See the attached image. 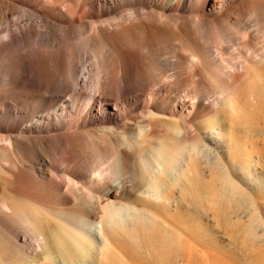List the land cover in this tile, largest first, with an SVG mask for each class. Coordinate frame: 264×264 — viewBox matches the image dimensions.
Here are the masks:
<instances>
[{
  "label": "bare ground",
  "instance_id": "6f19581e",
  "mask_svg": "<svg viewBox=\"0 0 264 264\" xmlns=\"http://www.w3.org/2000/svg\"><path fill=\"white\" fill-rule=\"evenodd\" d=\"M252 67L264 0H0V264L209 261L177 210L210 229L213 186L237 188L224 112L264 117V97L217 87L199 120L197 70Z\"/></svg>",
  "mask_w": 264,
  "mask_h": 264
},
{
  "label": "rangeland",
  "instance_id": "374dc122",
  "mask_svg": "<svg viewBox=\"0 0 264 264\" xmlns=\"http://www.w3.org/2000/svg\"><path fill=\"white\" fill-rule=\"evenodd\" d=\"M251 24L253 25L252 29L255 30L257 28L255 23L252 22ZM74 48L78 52L85 51L86 42H75ZM170 73L174 75L176 70H171ZM223 73L224 70H197L199 89L204 95V104L200 107L199 120H202L206 113L211 115L218 104L224 101V98L218 100V95L214 91L217 90V87L226 92L232 86L233 92L242 99L246 98L248 105L255 103L251 96L253 93L255 98L264 97V83L259 82L261 79L264 80V70H254L252 67L251 70H246V74H241L238 80L233 83L229 82V77L234 79V75L230 74L227 77ZM261 104H264V99L259 102V105ZM224 114L226 115H223L221 128L224 131L228 126V145L224 147L228 149L231 157V159H228V168L231 172V174H228V184L232 183L237 188L231 189V192H229L230 188L228 190L221 185L213 186V197L217 200V209L215 217L211 218L210 229H207L205 225L207 219L203 214L200 215L195 211L197 217L195 212L192 215L186 208L187 201L183 200L182 205L184 206L177 211L179 215L186 219L185 222H188V227L193 233L197 230L195 235L198 233L199 236L197 237L200 240H197L199 242L203 238L204 242L211 244L209 245L212 258L210 257L209 261L201 260L199 264H264V117L257 111H251L250 116L239 123L235 117L231 118V121L228 120V115L231 117L229 108ZM231 126L233 128L230 129ZM98 128L94 127L93 129ZM191 129V127H188L189 131ZM254 129H257V131H254ZM203 135L206 136L205 133ZM247 153L259 157V160L256 161L260 164V167L250 165L249 170L247 169L245 165V154ZM231 179L232 181H230ZM248 196L256 198L259 207L255 205L254 207L250 202H243L250 199ZM68 206H73V203ZM173 207V210H176L175 206ZM242 209L243 211H241ZM245 214L246 216H244ZM199 223L201 224L199 225ZM198 241L196 242L197 249H201L198 253L203 255L204 251H208V245L204 248ZM131 244H134L133 241H131ZM131 244L129 249L135 251L137 246L134 244L132 247Z\"/></svg>",
  "mask_w": 264,
  "mask_h": 264
}]
</instances>
